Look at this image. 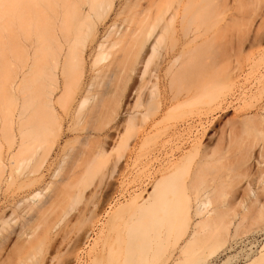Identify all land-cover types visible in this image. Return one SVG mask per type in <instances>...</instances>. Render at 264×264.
<instances>
[{"label": "bare ground", "instance_id": "6f19581e", "mask_svg": "<svg viewBox=\"0 0 264 264\" xmlns=\"http://www.w3.org/2000/svg\"><path fill=\"white\" fill-rule=\"evenodd\" d=\"M248 1L29 0L34 14L31 18L34 34L30 39L29 51H25V57L21 53V59L16 57L21 61L14 62L12 76L6 81L8 83L5 82L9 85L5 87V93L8 92L10 96L11 105L8 102L10 107L4 109L2 115L0 113V264H212L213 261H210L214 257L233 247L237 237L241 239L242 234L248 233L245 221L251 220L249 226L254 227V231H250L257 230L255 235L247 237L251 246L257 243L258 237L264 236V154L254 152L256 148L252 150V146L256 145L251 144L264 132L263 128V132H260L255 126L260 125L261 129L259 123H263L264 127L263 52L257 58L254 54L253 58L249 55L246 58V61L253 59L250 65L252 71L258 67L259 73L254 77L249 76L248 71L242 75V70L247 67L241 68L250 60L241 63V55L238 54L240 49L234 48L239 60L234 65L237 64V69L241 67V71H236L233 62V68L231 63V67L227 66L228 63L226 65L227 71L231 68L230 71L233 69L234 73L225 72L221 64L218 65L220 60L204 61L189 54L209 40L206 34L210 30L208 25V30L205 29V23L213 24L215 28L221 24V27L218 26L219 31L224 29L226 25L229 26L224 21L228 17L226 12L239 9L238 14H241L250 6L252 8L254 3L250 0L252 4L248 7ZM260 2L256 3V10L259 7L257 5L264 4L263 0ZM250 11L254 12L252 9ZM236 15L228 18L235 19ZM231 35L230 39L233 33ZM246 38L241 37V40ZM241 43L242 51L245 52V45ZM250 43L252 45L254 42ZM234 45L237 47L239 44ZM254 47L255 44L252 45ZM185 54H189V57L183 59ZM232 54L229 57L233 58ZM217 75L221 79L223 75L226 76L227 79L222 80L226 82V88H221H225L222 93L211 94V87L220 81ZM205 96L209 98L207 102H211L217 110L219 107L225 111L231 108L237 111L233 117L236 121L231 120L235 122L232 128L238 123L243 125L244 128L235 127L241 136V133L249 132V135L245 132L242 138H252L251 143L248 140L245 142L237 134L241 140V150L239 146L236 147L237 143L234 146L237 137L233 140L229 136L237 131L236 128H230L227 122L230 125L229 140L225 135L228 141L226 144L224 140V147L219 146L222 151L211 145L204 146L203 152L199 153L198 149L195 151L198 145L201 150L199 139L207 130L201 128L205 126L201 124L204 112L199 110L198 114L194 112L196 109H188L193 113L189 111L187 117L188 111L183 110L186 109L183 106L181 112H187L182 115L183 118L181 116L184 121L178 118L182 122L178 124V113L173 109H179L178 106L183 104L189 106L192 100ZM172 110L175 111L177 124L173 121L170 124L172 118L169 125H165V119L168 121L166 117L173 115L170 114ZM120 112L126 115L123 118L127 123L126 130L120 133L119 120L120 126L108 128L116 127L114 130L119 136L113 134V139H118L113 141L112 146L113 139L108 138L112 137L110 133L113 129L107 132L109 137H104L108 141L104 138L102 141L99 136L110 122L114 123ZM191 114L198 115L193 117ZM66 125L68 130L74 131L75 136L73 140L61 144ZM197 125L201 126L203 132ZM250 125L260 133L252 127L248 128ZM163 128L170 129L167 131L168 137L161 140L160 144L157 141L158 146L154 142L158 147L156 153L153 152L155 147L151 148L154 145L150 147L153 151H148L146 142L154 139ZM254 132L259 135L256 133V137ZM233 134L232 137L236 136ZM192 137L195 145L192 146L195 148L189 146L194 149V153L191 149L185 150L184 146L191 142L189 139L193 140ZM4 141L9 144L6 150H3ZM169 141L172 143L168 144ZM242 143L248 146L244 151ZM232 145L235 152L230 147ZM58 148L64 154L60 162L61 169L53 166V154ZM120 148L122 150L119 152ZM123 150L125 154L129 153L126 155L129 157L126 167L131 166L132 170H137L134 168L136 159L144 156L140 162L142 166L137 164L142 167L140 172L143 173V180L140 174V177L136 175L143 184H150L151 187L149 185L146 190L142 189L146 195L143 193L141 197L143 194L136 187L138 177H133H136V186L131 177L130 183L127 181L122 184H129V188L126 184L127 189H124L128 191V199L124 190V196L119 194L125 197L126 203L119 206L118 203L114 204L117 206L113 211L110 208L108 212L103 210L107 214L112 211V214L102 221L101 216L97 215L101 206L98 204L102 200L103 209L114 201L111 197L114 192L106 185V191L113 193L111 196L104 194L101 198L104 190L102 181L106 180L103 170L110 157V164L114 160L112 151L114 156L117 153L115 160L119 162L118 165H122ZM237 150L243 152L237 153ZM217 151L221 153L217 154ZM81 167L84 168L82 170L86 169L85 173L81 172ZM212 169L220 173H214L215 176H221L219 180L230 179L232 173L235 177L227 181L228 185L223 181L225 184L221 186L222 181L217 185L215 179L218 181V177L214 178L213 175V184L209 177L213 173ZM206 175L210 180H206ZM120 210L122 215H118L121 214ZM129 210L132 214L125 217ZM116 215L125 217L124 221L116 223ZM74 221L80 225L86 223L84 225L88 227L79 231L80 225L73 224ZM75 225L78 231H75ZM14 236L17 241L13 249L17 254L12 261L4 256ZM260 242L255 252L250 249L251 253H242L246 255L244 259L240 258L242 254L237 256L239 252L233 253L220 264H264V238ZM36 246L40 251L34 248ZM44 246L45 251L42 250ZM33 249L40 256H34ZM26 257L30 263H27Z\"/></svg>", "mask_w": 264, "mask_h": 264}, {"label": "rangeland", "instance_id": "374dc122", "mask_svg": "<svg viewBox=\"0 0 264 264\" xmlns=\"http://www.w3.org/2000/svg\"><path fill=\"white\" fill-rule=\"evenodd\" d=\"M255 1H257V2H255ZM251 0V2H253L254 4H252L251 2H250V0L248 1V2H250V3H248V2H246V3H248V7H249V4H252V8H251V6L249 7V8H247L248 10H243L244 12H242L241 14L239 13L238 14V11H239V9H238V11L237 10H235V12L233 11V10H231V12L233 11L235 14H237L236 16H235V19H231V18H228V17H231L232 16V18H234V16L233 15H235L234 13H231L230 11H227V12H230V13H228V14H230V15H228L227 14V12H226V15L228 16H226L227 18H226V20L224 19V21L226 22L227 21V24H229V26L228 25H226L225 27H223L224 29H221L220 31H219V27L218 26H220L221 27V24L220 25H217L216 26V28L214 27V25L213 24H210V23H205V25H206V28L205 29H207L208 30V28H209V33H208V31L206 30V33H208V34H206V39H208L207 37H209V40H206L207 42H204V44H202L197 50H195L194 51V53L192 52V53H189V54H191V55H193L194 57H198V59H203L204 61H205V59L207 60L208 59V61H211V59H213L212 61H215L216 59L218 60V62H219V60H220V62L218 63V65H220L221 66V68H224V70H225V72H228V71H230V69L227 71V69H228V67L227 66H229V67H231L232 66V62H233V66L236 68V66H237V64H236V66L234 65V62H237L238 63V61L239 60H241V63L243 62V64H244V62L246 63V62H248L249 60H250V62H248L249 63V65H248V63L247 64H242L243 65V67L241 68V70L244 68V67H247V68H244L243 70H242V75H245V74H247V71H248V74H249V76L250 75H254L255 76V74L257 75L258 73H259V70L255 67V70H257V72H255V70H251L250 69V65H251V62L253 61V59H249L248 61H246V58L248 57V55H249V57L250 58H253V54L256 56V58L257 57H259V56H261V52H263V55H264V8H262V9H260L261 7H262V5H263V7H264V4H263V2H262V0H261V2H262V5L260 6V5H257V6H259L258 7V10H256V3L257 4H259V0ZM264 1V0H263ZM261 2H260V4H261ZM254 7H255V10H253L254 9ZM252 9V11H254V12H252L251 13V10ZM236 11H237V13H236ZM241 11H242V9H241ZM247 11H248V14H246L247 13ZM246 12V13H245ZM245 13V14H244ZM34 14H33V12H32V10H31V8H30V6H29V0H0V106H2V107H0L1 109H0V113H1V115H2V111L4 110V109H7V108H9L10 106H9V104L11 105V101H10V99L11 98H9L10 96H9V94H8V92L7 93H5V90H6V88L5 87H8L9 85H7L6 83H8V82H6V81H8V80H10V77L12 76L11 75V73H12V68L15 66V63H16V60H17V58L19 59H21V58H23V57H21V56H24L25 57V54H26V52H28L29 51V48H30V39H31V36H32V34H34L32 31H33V28H32V24H31V18H32V16H33ZM225 14H223V16H224ZM228 19V20H227ZM231 19V20H230ZM223 20V19H222ZM231 22H230V21ZM221 22H223V21H221ZM220 22V23H221ZM225 22H223V23H225ZM229 22V23H228ZM244 22H245V24H244ZM207 25H208V28H207ZM211 25H213V26H211ZM203 26H204V24H203ZM211 26V27H210ZM222 26H224V24H222ZM205 27V26H204ZM212 27H214V28H212ZM211 28V29H210ZM226 28V29H225ZM204 29V28H203ZM204 29V30H205ZM218 29V30H217ZM231 33H233V40L232 39H230L231 37H232V35H231ZM248 33H249V36L252 38H250L249 36H248ZM256 34V35H255ZM252 35V36H251ZM247 36V38L244 40V41H246L245 43H244V41H242L241 40V37L242 38H245V37ZM253 36H255L256 37V40H255V37H253ZM204 38H205V35L203 36ZM239 39L241 40V42L239 41ZM249 39V40H248ZM251 39V40H250ZM201 40V39H200ZM232 41L236 44H239L237 47H235V45H234V43L232 44ZM237 41H239V42H237ZM256 41V42H255ZM249 42V43H248ZM250 42H254L252 45L254 46V44H255V47L254 48H252V45H250L251 43ZM259 42V44H257ZM240 43L241 44H243V45H245L244 46V48L246 49L245 50V52H244V50L242 51V47H241V45H240ZM248 43V44H247ZM234 45V46H233ZM242 45V46H243ZM28 46V47H27ZM232 46H233V49H232V52H233V54H234V52H235V54L233 55L232 54V52H230V50H231V48H232ZM249 46V47H248ZM250 46H251V48H250ZM192 48V47H191ZM237 49L238 51H239V49L241 50V52L243 53H238L239 55H241L240 56V59L238 60L236 57H237V50L235 51V49ZM243 48V49H244ZM249 48V49H248ZM26 49H28V50H26ZM32 49V48H31ZM190 49V47H188V50ZM259 49V50H258ZM186 50H187V48H186ZM26 51V52H25ZM252 51H253V53H252ZM257 51V52H256ZM258 51H259V53H258ZM190 52V51H189ZM249 54H248V53ZM250 52L252 53V55L250 54ZM21 53H23L22 55H21ZM186 53H188V52H186ZM245 53V54H244ZM247 53V54H246ZM18 54V55H17ZM189 54L188 55H184V58L183 59H185V57L187 58V57H189ZM229 54H232V56H233V58L232 57H229V56H231V55H229ZM21 55V56H20ZM238 55V56H239ZM243 55H244V58H243ZM247 55V56H246ZM259 55V56H258ZM17 57V58H16ZM200 57V58H199ZM229 58V59H228ZM235 58V59H234ZM239 58V57H238ZM210 59V60H209ZM230 59H232V60H230ZM248 59V58H247ZM254 59H255V57H254ZM234 60V61H233ZM18 62H20L19 60H17ZM221 61H222V63H221ZM13 64H12V63ZM15 62V63H14ZM227 63H228V65H227ZM229 63H231V66H230V64ZM217 65V66H218ZM227 65V66H226ZM246 65V66H245ZM216 66V67H217ZM220 66H218V68L220 67ZM224 66V67H223ZM233 66H232V68H233ZM239 66H240V62H239ZM238 66V67H239ZM226 67V68H225ZM217 68V69H218ZM240 68H236V71H239L240 70ZM247 69V70H246ZM219 70V69H218ZM221 70V69H220ZM240 70V71H241ZM251 70V71H250ZM222 72H223V69L221 70ZM220 71V72H221ZM232 72H233V69L231 70ZM231 71L230 72H228V73H231ZM235 71V70H234ZM252 73H254V74H250V72ZM220 72H219V74H220ZM246 72V73H245ZM228 73L226 74V76L228 75ZM234 73V72H233ZM221 74H224V73H221ZM224 76V75H223ZM222 76V79H221V77H219L218 75H217V79H219L220 81H218V83L216 84V85H213L212 87H211V91L212 92H210L211 94L212 93H222L223 92V90L226 88L225 87V85H226V82L225 81H222V80H225V78H226V76H224L223 77ZM253 76V77H254ZM219 77V78H218ZM252 78V77H251ZM227 79V78H226ZM6 82V83H5ZM220 82V83H219ZM222 82H223V84H222ZM2 83V84H1ZM225 83V84H224ZM221 84V85H220ZM3 85H4V87H3ZM6 85V86H5ZM223 85V86H222ZM218 86H220V87H218ZM222 87H225V88H223V90L221 89ZM4 89V90H3ZM216 89L218 90V91H216ZM8 90V89H7ZM213 90H214V92H213ZM219 90H221V91H219ZM2 91V92H1ZM216 91V92H215ZM2 93H4V94H2ZM5 94H6V96H5ZM213 95H216V94H213ZM4 96V97H3ZM3 97V98H2ZM4 99V100H3ZM7 99H8V101H7ZM197 99V98H196ZM209 98H208V96H205V97H202V98H200V99H197V100H192V101H194V102H192L191 101V103L189 102V106H188V104H183V105H181V107L180 106H178V108L179 109H177V108H174L173 110H175L178 114H176V115H178L177 117L174 115V112L175 111H171L170 112V114H173V115H170V117H166V118H168V121H167V119H165L166 120V124L165 125H169V121L171 120V122H170V124H172L173 122H174V124H179V122H180V124L182 123L181 121L183 120L182 118H183V114L185 113L186 114V112H187V117H189V115L190 114H188V113H190V112H192V111H190V110H197V111H194V112H196V113H198L199 114V110H201L200 112L201 113H203L204 112V115H203V117H202V122H201V124H205V126L204 127H201L200 125H197V127L199 128V130H201V132H203L202 131V129L203 128H207V130H205V134H204V136L203 137H201L202 138V140H201V138L199 139L200 141H201V145H202V147H201V150H200V147L198 148V146H200V145H198V143H196V145H198V146H196L197 148H196V152H197V149H198V151H199V153H200V151L201 152H203L204 150V146H206V147H210V145L211 146H213V147H216L217 149H219L220 148V150L222 151V149H221V147H219L220 145L222 146V147H224L225 146V143H223L224 142V140H226L227 138H228V140H229V137H231L233 140H234V138H236L238 135L242 138V137H245V132L249 135V132H247V131H245L244 132V130H247V129H244V130H242L244 133H241L242 134V136L240 135V133L237 131L238 129H237V127L238 128H240V126H242L243 127V125H239V123H238V125H235V126H237V127H235L234 126V129L237 131L236 133H234V134H236V136L233 134V132H235V131H233L231 134H230V136L228 137V133H230V130H229V126H230V128H232L233 127V123H235V122H231V120L232 121H236V120H234V118H235V115L237 114V111L235 112V109L234 108H231L232 110H229V111H225V110H223V109H221V108H219L218 107V110H220V111H218L217 110V108L215 107V108H213L214 106L213 105H211L212 103L211 102H207V101H209L208 100ZM2 102V103H1ZM5 103V105H4V103ZM8 102H9V104H8ZM7 105V106H6ZM183 106H185V108L186 109H183V110H187V111H185L184 113L183 112H181L182 110H181V108L183 107ZM189 108H188V107ZM191 107V108H190ZM194 108V109H193ZM188 109H190V110H188ZM215 109V111H213ZM234 109V110H233ZM177 110H179V112L177 111ZM119 111H121V109H119ZM190 111V112H189ZM203 111V112H202ZM122 112V111H121ZM120 112V114L121 115H123V116H121V115H118V117H117V119L115 118L113 121H114V123H111L110 122V124L108 125V127L106 126L105 128H104V130L103 131H101L102 132V135L101 136H99L100 137V139L102 140L105 136H107L106 134H107V132H111L110 130H112L113 132H111L110 133V136H112V137H109V136H107V137H109L108 139L109 140H111V139H113V136H115V135H113V134H115L116 133V137L118 136L117 135V132H115V130L114 129H116V127H114V128H112V129H108V128H110V127H113V126H116V125H118V126H120V129H119V131H120V133H122V132H124V129L126 130V125H127V123H125V121H124V117L126 116L125 114H124V112L123 113H121ZM234 112H235V114H234ZM193 113V112H192ZM195 113V114H196ZM181 114V115H180ZM197 114V115H198ZM1 115H0V117H1ZM183 115V116H182ZM194 115V114H193ZM192 114H191V116H193ZM197 115H194L193 117H196ZM217 115V116H216ZM120 116V117H119ZM181 116H182V118H181ZM190 116V117H191ZM213 116V117H212ZM216 116V117H215ZM177 118V120H176V118ZM186 117V116H185ZM184 117V119H186ZM234 117V118H233ZM119 118V119H118ZM121 118V119H120ZM170 118V119H169ZM181 119V121L179 120V119ZM204 118V119H203ZM236 118H238V117H236ZM206 119H207V122H206ZM122 123H120L119 121ZM177 121V123H175L176 121ZM179 120V121H178ZM209 120H210V122H209ZM116 121V122H115ZM118 121V122H117ZM173 121V122H172ZM184 121V120H183ZM227 122H229L228 124H230L229 126L227 125ZM117 123V124H116ZM118 123H120V125L118 124ZM196 123L198 124V123H200V120L199 121H196ZM112 124V125H111ZM237 124V123H236ZM258 124V123H257ZM259 124H261V129L259 128V126L260 125H256L255 124V126H257V128L259 129V131L260 132H263V130H264V127H263V123H259ZM68 125V124H67ZM67 125L66 126H64V132H63V135H62V143L61 144H63L66 140H73V138H74V136H75V133H74V131H70V130H68L67 129ZM163 125V124H162ZM212 125V126H211ZM202 128H200V127ZM253 125H250V126H248V128L250 127H252ZM241 127V128H242ZM119 128V127H118ZM244 128V127H243ZM245 128H247V126L245 127ZM253 128V130H254V127H252ZM256 128V127H255ZM262 128H263V130H262ZM225 129H227L226 131H225ZM233 129V128H232ZM233 129V130H234ZM258 129H256V130H254V131H258ZM162 130V131H161ZM160 130V134L158 133L157 134V136L154 138V136L155 135H153L152 137L154 138V139H152V140H150V142H149V139H148V141L146 142V144H148V145H146L148 148H149V150L147 149V147L145 148L146 150H148V151H151L152 149L151 148H154L155 147V149H154V151L153 152H157V149H158V147H156L155 146V144L158 146L159 144H160V142H161V140H165L168 136H167V131H169L170 129H168L167 130V128H163V129H161ZM241 130V129H240ZM239 130V131H240ZM252 130V131H253ZM116 131H118V130H116ZM241 131V132H242ZM249 131V130H248ZM258 131V132H259ZM161 132H163V133H161ZM166 132V133H165ZM200 132V131H199ZM226 132H227V134H226ZM251 132V131H250ZM259 132V133H260ZM196 133V132H195ZM257 133V132H256ZM255 132H254V134H255V136L257 137V134H256ZM164 134H165V136H164ZM234 135L233 137L231 136V135ZM238 134V135H237ZM243 134H244V136H243ZM251 134V133H250ZM264 132L259 136V137H257L256 139H257V141H256V144H253V142L256 140V139H254V141H252V143L250 142V139H252V138H250L249 140H248V138L247 137H249L248 135H247V139H245V140H248L249 142L248 143H251L252 145H256V147L254 146H252V150L254 149V148H256V149H254V152H257V153H259V154H261V153H263L264 154V151L263 152H261L262 151V149L264 148L263 147V145H264ZM225 135H227L226 137H225ZM252 135V134H251ZM259 135V134H258ZM167 136V137H166ZM106 137V138H107ZM115 137V138H116ZM262 137V138H261ZM106 138H104V139H106ZM111 138V139H110ZM118 138H119V136H118ZM118 138H116V140L115 139H113V140H111L112 141V146L114 145L113 144V141L115 140V141H117V139ZM151 138V137H150ZM165 138V139H164ZM226 138V139H225ZM231 138H230V140H231ZM239 137H237V140L235 139L234 140V146L236 145L235 143H237L238 145L236 146V147H238L239 146V150H241V140L240 139H238ZM104 139L102 140V141H104ZM192 139L193 140H191V139H189L191 142H189V143H186L184 146H185V150L186 149H191L192 151L194 150V149H192V148H195V147H193V146H195L193 143H192V141H194V137H192ZM195 139H197V138H195ZM261 139H263V140H261ZM107 140V139H106ZM105 140V141H106ZM228 140H226V144H227V141ZM233 140L231 141V142H233ZM242 140H244L243 138H242ZM244 140V141H245ZM108 141V140H107ZM111 141H110V143H111ZM131 141V140H130ZM152 141V142H151ZM159 142V144H157L156 142ZM236 141V142H235ZM243 141V142H244ZM3 142V141H2ZM154 142H155V144H154ZM195 142H196V140H195ZM231 142L229 141V143H230V145H231ZM238 142H240V143H238ZM246 142V141H245ZM263 142V143H262ZM115 143V142H114ZM151 145H150V144ZM168 144H171L172 142L171 141H169V142H167ZM258 143V144H257ZM259 143H260V145H259ZM223 144H224V146H223ZM240 144V145H239ZM3 145H5L4 147L5 148H3V150H6L7 148H8V143L6 142V141H4V144ZM154 145V146H153ZM192 147H190V146ZM193 145V146H192ZM209 145V146H208ZM230 146L231 148H232V150H233V152H235L236 151V149H234L235 147L234 146ZM242 150L244 151L245 150V148L246 147H248L247 146V144L245 145V144H243L242 143ZM262 145V146H261ZM145 146V145H144ZM151 146H153V147H151ZM261 146V147H260ZM151 147V148H150ZM188 147V148H187ZM190 147V148H189ZM219 147V148H218ZM244 147V148H243ZM127 150H129L128 148H126ZM126 149H124L125 151H126ZM151 149V150H150ZM261 149V150H260ZM119 150V152H120V150H122L121 148L120 149H118ZM117 150V151H118ZM124 150H123V152H124ZM156 150V151H155ZM203 150V151H202ZM231 150V151H232ZM239 150H237L238 152L237 153H239V152H243V151H239ZM255 150H257V151H255ZM259 150V151H258ZM264 150V149H263ZM113 151H116V150H113ZM112 151V153L111 154H113V159L115 160V159H117V158H115L116 157V155H117V153H116V155L114 156V152ZM140 151H142V150H140ZM221 151H220V153H221ZM141 153H144V152H141ZM154 153V154H155ZM192 153H194V151L192 152ZM218 151H217V154H220ZM229 153V152H228ZM111 154H110V156H111ZM129 154V153H128ZM127 153L125 154V152H124V155L123 156H121L122 154H120V153H118V155H120L121 156V161H123L124 159H125V157H126V155H128ZM196 154H198V153H196ZM203 154V153H202ZM230 154V153H229ZM231 154H233V153H231ZM234 154H236V153H234ZM63 156H64V154H63V152H61V149H56V152H55V154H53V158L52 159H54V168H62V166H61V164H60V162L62 161V159H63ZM110 156H108V157H110ZM107 157V158H108ZM122 157H124V158H122ZM194 158H196V156H193ZM192 158V157H191ZM197 158H198V156H197ZM196 158V159H197ZM118 159H119V157H118ZM129 159V157H126V159H125V162H126V160H128ZM138 159H140V161L138 160ZM138 159H136V161L138 160V163L135 161L134 163H136L135 165V167H134V165H133V167L135 168V169H137V170H132V167L131 166H129V168L131 167V169H129L128 167H126L127 165V162L124 164V161L123 162H121L120 161V163H122V165H124V168H123V166L122 165H118V163L116 162V160L114 161H111V164H110V160H112V157H110V159H109V162H107L106 163V167L104 168V170L103 171H105V173H106V175H104V177L106 178V180L105 179H103V181H102V183L104 182V184L102 185L103 186V191H102V196H101V198L103 197V196H105L104 194H107V195H110L111 196V194H112V199L114 200V201H112L113 203H111L110 204V206L112 205V207H110L109 206V204L108 205H106L107 207H105V208H103L102 209V205L103 204H101L102 203V200H101V203L100 204H98V206H100L99 207V209L101 210L100 212H99V209H98V211H97V215H99V216H101V219H102V221H106L108 218V216L110 217V215L112 214V209H115V207L118 205H120L121 203L123 204V203H126V201L127 200H125V197H126V199H128V194H127V192L125 191L127 188H126V184L127 183H130L129 181H131V177H132V180H133V182L135 181V179H136V177L135 178H133L136 174L138 175V174H140L141 175V179L143 180V178H142V176H143V173L141 174V172H142V167H140V166H142V163H140V162H142V159H144V156H143V158L140 156V158H138ZM196 159H194V160H196ZM59 160V161H58ZM108 160V159H107ZM193 160V158L190 160V161H192ZM226 161H227V159H225ZM58 161V162H57ZM190 161H188V162H190ZM113 162V163H112ZM115 162V163H114ZM225 162V161H224ZM62 163V162H61ZM110 165H109V164ZM140 163V164H139ZM190 163H193V162H190ZM190 163H188V164H190ZM12 164H14L13 162H12ZM58 164V165H57ZM60 164V165H59ZM108 164V165H107ZM112 164H115V165H112ZM137 164H139V165H137ZM117 165V166H116ZM114 166H116V167H114ZM122 166V167H121ZM63 167H64V164H63ZM85 167V166H84ZM126 167V168H125ZM85 168H87V167H85ZM127 168H128V170L130 171H128L127 170ZM140 168V169H139ZM221 167H219L218 166V169L219 170H221L220 169ZM82 169H84L83 167H81V172L83 171L84 173H85V171H86V169L85 170H82ZM215 169H217V168H215ZM215 169H212V171H213V173H209L208 172V170H207V172H208V174H210V179L212 180H210L209 178H208V175H206V180L207 179H209L210 180V182H212L213 184H214V182H213V178H211V176H213L214 175V173L217 171H215L214 172V170ZM126 172H125V171ZM132 170V171H131ZM140 170H141V172H140ZM222 170H224V169H222ZM135 171H137L138 173H135ZM211 171V172H212ZM218 172V171H217ZM216 172V173H217ZM104 173V172H103ZM125 173V174H124ZM129 175H127V174ZM133 173H134V175H133ZM205 173H206V171H205ZM219 173V172H218ZM222 174H224L223 173V171H222ZM233 175H234V173H232ZM235 174H236V172H235ZM124 175H126L127 177H128V179H127V177L126 176H124ZM136 175V176H137ZM217 175H220V173L219 174H217ZM233 175H231V178L230 179H234V177H233ZM137 176V177H138ZM204 176H205V174H204ZM256 176V175H255ZM255 176H253L254 178H255ZM139 177H138V180L136 179V183L138 184L137 186H136V184H135V182L133 183V185L135 184V186L139 189H137L136 187V189H137V191L139 192V191H141L142 189H143V191H144V189L146 190V187L147 188H149V185H145V184H143L142 183V180L140 181L139 180ZM215 177H218V181H217V178L215 179V182H217L216 184L217 185H219L221 182L220 181H222V184H220L221 186H223V181H225L227 184L226 185H228V182L227 181H230V179H225V180H221V178H220V180H219V177H221V176H215L214 175V178ZM233 177V178H232ZM125 178V179H124ZM130 178V179H129ZM121 179L122 180H124L123 181V183L121 182ZM97 180V179H96ZM105 181L107 182V184L105 183ZM128 181V182H127ZM110 182V183H109ZM120 182V183H119ZM124 182H127V183H125V185H122V184H124ZM141 184V186L139 185V183ZM220 182V183H219ZM245 182V181H244ZM109 183V184H108ZM112 183V184H111ZM115 183V184H114ZM121 184L122 185V187H121V185H119V184ZM132 183L130 184L131 186H133L132 185ZM243 183V182H242ZM241 183V184H242ZM114 184V186L112 187V185ZM225 184V183H224ZM240 184V185H241ZM104 185H106L107 186V188H108V186L110 187V188H108V189H112V191L111 190H109V191H111V194L108 192V191H106V188L104 187ZM129 184H127V187L129 188V186H128ZM226 185H224V186H226ZM115 186H116V188H115ZM119 186V187H118ZM124 186H125V188H124ZM130 186V187H131ZM145 187V188H144ZM150 187H151V185H150ZM120 188H121V190H120ZM114 189V190H113ZM125 189V190H124ZM123 190L125 191V193H124V195H125V197L123 198L122 196H124L123 194H122V192H123ZM149 189H147V191H148ZM117 191V192H116ZM119 191H121V192H119ZM143 191H141L142 192V194L144 193L145 195H146V193L145 192H143ZM146 191V192H147ZM149 191H151V189L149 190ZM106 192V193H105ZM140 192V193H141ZM109 193V194H108ZM117 196H116V195ZM119 194H121V195H119ZM144 194L141 196V197H143L144 196ZM114 195V196H113ZM121 196V198L119 199V197ZM99 197V196H98ZM97 197V200L99 201V198ZM114 197V198H113ZM117 197V198H116ZM117 199V200H116ZM83 200V199H82ZM116 201V202H115ZM125 201V202H124ZM118 203V204H117ZM81 204V203H80ZM114 204H117V205H114ZM113 205H114V208H113ZM128 206H130V207H128V208H131V205H128ZM127 207V206H126ZM132 207H133V205H132ZM109 208L112 210V211H110L108 214H107V212L109 211ZM135 208V207H134ZM122 209H125V207H123ZM133 209V208H132ZM131 209V210H132ZM103 210H105V211H107V212H105V211H103ZM134 210V209H133ZM125 211V210H124ZM127 211V210H126ZM120 212H121V210H120ZM133 212V211H132ZM119 213V212H118ZM122 213L123 212H121V214H118V215H122ZM127 213H128V215H127ZM126 213V215L127 216H125V217H130V215L132 214V213H130V210H129V212H127ZM130 213V214H129ZM106 214V215H105ZM110 214V215H109ZM137 214H138V212L137 213H135V216L137 217ZM108 215V216H107ZM124 215H125V213H124ZM117 216V215H116ZM134 216V215H133ZM134 216V217H135ZM122 217V216H121ZM119 217V216H117V218H116V223H118L119 221L122 223L123 221H124V219H125V217ZM104 218V219H103ZM107 218V219H106ZM112 219H115V217H113ZM121 219V220H120ZM251 221V220H250ZM250 221H245L244 223H246L248 226L250 225ZM76 221H74V223L73 224H77L78 225V227H79V223H75ZM119 222V223H120ZM248 222H249V224H248ZM255 222V221H254ZM81 223V222H80ZM82 223H84V222H82ZM81 223V224H82ZM253 223V222H252ZM84 224H86V223H84ZM84 224H82L85 228H83L82 227V225H80V229L81 230H79V229H77L78 227H77V225H75L76 226V230L75 231H82V229H86V227H88V225L87 226H85ZM246 224H245V226H246ZM257 224V223H256ZM255 224V225H256ZM254 225V224H253ZM248 226H247V230H253L254 231V227L253 228H250V226H249V229H248ZM82 227V228H81ZM251 227H252V225H251ZM256 227V226H255ZM73 228H75V227H73ZM255 229H257V228H255ZM246 230V229H245ZM246 230V231H247ZM74 231V232H75ZM245 231V232H246ZM249 231H247L248 233H249ZM253 231H250L251 233H249V235H248V233L246 234V233H244V234H246V235H244V234H242V236H240V238L241 239H239V237H237L236 238V240H235V242H233V247L228 251V252H223V254L222 255H220L221 253H219L218 254V256H216V257H214L213 258V260H211L210 262H212V264H220L221 262H223L224 260H225V258L227 257V256H229V255H232L233 253L234 254H237L238 252V254H237V256L239 255V254H242V253H245V254H247L248 252L249 253H251L250 251L252 250V252H255L256 250H257V248H258V245H260L259 243H261L260 241H262L263 240V238H264V236H260V237H258V241H256L257 243H254L252 246H251V244L249 243V239H247V237L248 236H251V235H255V232L257 231H255V232H253ZM254 234H253V233ZM251 234V235H250ZM244 236H246L245 238H244ZM240 240V244H239V240ZM243 239V240H242ZM244 240H246V241H244ZM16 241H17V237L16 236H14L13 238H12V241H11V244H10V246L8 247V250H7V253H6V255L4 256V257H6V259L7 260H12L13 261V259L16 257V250L15 249H13V247H15L14 246V243H16ZM237 243V244H236ZM42 245V244H41ZM44 245V244H43ZM234 245H236V246H234ZM256 245H257V248H256ZM34 248H36V250H38V251H40L39 249H37L38 248V246H36V247H34ZM44 248V249H43ZM42 248V250L43 251H45V246ZM243 248V249H242ZM246 248V249H245ZM248 248V249H247ZM251 249V250H250ZM256 249V250H255ZM34 250V252L36 251L35 249H33ZM41 250V251H42ZM241 250H246V251H244V252H241L240 253V251ZM33 251H31V253H32ZM33 252V253H34ZM30 253V254H31ZM37 253H41V252H37ZM42 253H44V252H42ZM41 253V254H42ZM9 254V255H8ZM245 254H242L241 256H240V258L241 259H244V256H246ZM32 255V254H31ZM34 256L36 255V252H35V254H33ZM38 255V254H37ZM36 255V256H37ZM27 256V255H26ZM29 256V255H28ZM27 256V257H28ZM38 256H40V255H38ZM26 257V261L28 260V258ZM29 258H32V257H29ZM33 259V258H32ZM30 260V259H29ZM30 263L31 261H27V263ZM32 263V262H31ZM30 263V264H31Z\"/></svg>", "mask_w": 264, "mask_h": 264}]
</instances>
